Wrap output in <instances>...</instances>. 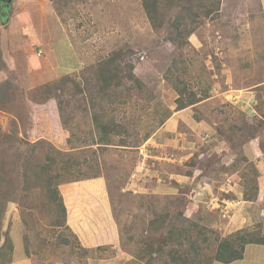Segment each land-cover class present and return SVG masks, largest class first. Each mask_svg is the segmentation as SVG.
<instances>
[{
	"label": "rangeland",
	"instance_id": "obj_1",
	"mask_svg": "<svg viewBox=\"0 0 264 264\" xmlns=\"http://www.w3.org/2000/svg\"><path fill=\"white\" fill-rule=\"evenodd\" d=\"M4 5L0 1V40L8 71L0 70V83L12 78L17 95L16 103L0 110V129L12 143L0 148V209H6L0 237L9 233L10 264H167L156 255L136 257L143 245L132 238L145 230L153 209L182 213L205 227L211 242L237 231L260 229L264 235V203L243 196L254 168L264 178V154L258 158L246 144L249 162L233 167L237 155L228 130L264 117V0H222L218 14L188 24L199 28L182 50L168 41L166 19L159 20L160 30L152 28L141 0H14L8 13ZM193 11L204 13L197 3ZM119 49L132 52L126 63L151 94L139 96L127 110L120 107L114 117L132 134L157 132L138 148L101 151L89 146L97 135L86 91L53 96L45 107L35 101L45 85L66 75L81 82L85 70ZM173 61L178 71L171 72ZM175 77L181 87L211 98L175 112ZM58 99L64 103L63 123ZM168 110L172 116L159 127ZM40 139L76 152L88 160L86 168L102 175L60 186L70 232L51 226L41 190L28 192L19 183L21 159L32 160L29 144ZM193 163L209 170L208 181L210 167L218 168L212 173L218 171L220 181H199L202 170ZM226 195L236 199L225 200ZM60 235L68 246L59 243ZM232 264H264V246L249 245L244 260Z\"/></svg>",
	"mask_w": 264,
	"mask_h": 264
},
{
	"label": "trees",
	"instance_id": "obj_2",
	"mask_svg": "<svg viewBox=\"0 0 264 264\" xmlns=\"http://www.w3.org/2000/svg\"><path fill=\"white\" fill-rule=\"evenodd\" d=\"M205 1H210V5L206 6ZM145 14L154 30L163 28V23L166 19L169 25L168 41L173 44L177 50H182L189 45V38L196 32L199 27H189L195 19L201 18L203 15L209 18L212 15L218 14L221 11L222 0H141ZM195 3L199 8L204 10V13L194 12ZM184 11H188L191 15H183ZM131 51L119 49L112 51L107 57L102 58L96 65L85 70L81 76V82H77L76 78L67 76L60 80L59 83L51 87L45 85L41 89L43 97L35 101L38 105L45 107L51 97L65 96L67 94H84L85 91L89 94V105L86 108L91 112L90 117L93 122V131L97 135L95 140L89 146H96L97 149L104 151L112 147H134L138 148L148 141L156 130H151L144 136H140L137 130L134 134L129 128L118 123L115 119L117 109L123 107L127 110L129 106L134 107V104L139 96L151 94L147 87L135 75L133 66L126 63V59L131 55ZM3 50L0 40V70L8 71V66L3 59ZM178 71V66L175 61L172 63V69ZM86 72H90L91 76H86ZM177 83L174 86L178 93L176 99V111L180 112L189 107L196 106L201 102L211 98L207 93L199 96L194 91L186 88V85L181 87L180 78L175 77ZM83 81L84 89L81 87ZM56 90H60V94ZM16 86L13 79H6L0 83V110L9 107L17 101L15 93ZM44 93V94H42ZM60 95V96H59ZM61 98V97H60ZM37 100V99H36ZM64 103L62 99L57 101L58 114L63 123L65 116ZM172 116V112L168 110L163 119L159 121V127H162L165 122ZM256 123L245 122L242 125H231L229 141L231 147L237 155L235 165L237 166L240 160L249 162L246 157L243 147L246 144H251L254 154L257 157L264 154V117ZM263 118V120H262ZM130 122H134L129 118ZM65 124V123H64ZM125 126V127H124ZM156 131V132H155ZM122 136V137H120ZM124 136V137H123ZM120 139H117V138ZM10 137L4 136L0 129V148L4 143L12 145ZM117 139V140H116ZM26 144V141H23ZM14 143V142H13ZM32 160L21 159V170L18 177L19 183L23 185L24 190L39 191L46 196L44 208L51 217V226L53 228H65L69 230L67 209L60 194V186L69 183H75L83 180L98 179L102 175L95 169L85 167L88 160L81 161L76 152L62 151L51 143L40 139L29 144ZM234 164V163H233ZM195 169L202 170L198 180L213 184L219 182V172L212 173L210 167V181H208L209 170L201 167L200 163H193ZM204 168V169H203ZM231 167H222L220 170L231 172ZM255 173L254 179L244 183L243 196L247 202H262L264 203V178L260 171L253 169ZM188 176H193V173H188ZM4 198H6L4 196ZM233 195H226L225 200H235ZM2 205L0 204V207ZM152 211V209H151ZM153 218L147 224L143 232H137L132 238L139 239L138 243L143 245L140 248L136 257L140 260L155 259V255L161 258L167 264H232L243 261L245 258L246 248L249 245L264 246V235L259 229L256 232L237 231L224 238L215 237L212 242L205 227L199 223L185 217L182 213L173 215L168 210L157 211L153 209ZM6 215V209H0V226ZM26 230L29 226L26 222ZM60 244L68 246V241L64 235L59 236ZM0 264H10L14 252L13 245L10 242L9 233L6 232L0 237ZM43 240L40 242V248L44 247ZM215 244V254L213 257L208 255L210 246ZM179 249L174 250V247ZM105 246L98 247L102 250ZM168 248H170L168 250ZM168 250V251H166ZM26 254L29 255V249L26 248Z\"/></svg>",
	"mask_w": 264,
	"mask_h": 264
},
{
	"label": "water",
	"instance_id": "obj_3",
	"mask_svg": "<svg viewBox=\"0 0 264 264\" xmlns=\"http://www.w3.org/2000/svg\"><path fill=\"white\" fill-rule=\"evenodd\" d=\"M1 2H4L5 1V9H4V11L6 12V13H8V11L10 10V8L12 7V5H13V2H14V0H0ZM7 19H8V16H5V18H4V21H3V24L4 23H6V21H7ZM5 26V25H4Z\"/></svg>",
	"mask_w": 264,
	"mask_h": 264
},
{
	"label": "crops",
	"instance_id": "obj_4",
	"mask_svg": "<svg viewBox=\"0 0 264 264\" xmlns=\"http://www.w3.org/2000/svg\"><path fill=\"white\" fill-rule=\"evenodd\" d=\"M261 157V156H260ZM260 157H258V158H260ZM248 247V246H247ZM245 254H246V252H245Z\"/></svg>",
	"mask_w": 264,
	"mask_h": 264
},
{
	"label": "flooded vegetation",
	"instance_id": "obj_5",
	"mask_svg": "<svg viewBox=\"0 0 264 264\" xmlns=\"http://www.w3.org/2000/svg\"><path fill=\"white\" fill-rule=\"evenodd\" d=\"M5 6V5H4ZM5 9V8H4Z\"/></svg>",
	"mask_w": 264,
	"mask_h": 264
}]
</instances>
